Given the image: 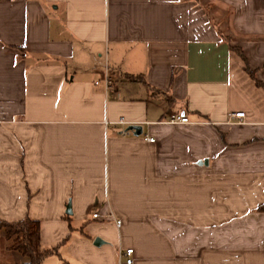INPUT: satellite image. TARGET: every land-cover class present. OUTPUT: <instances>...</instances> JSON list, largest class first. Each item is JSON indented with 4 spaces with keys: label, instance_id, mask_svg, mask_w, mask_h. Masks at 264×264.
<instances>
[{
    "label": "crops",
    "instance_id": "crops-1",
    "mask_svg": "<svg viewBox=\"0 0 264 264\" xmlns=\"http://www.w3.org/2000/svg\"><path fill=\"white\" fill-rule=\"evenodd\" d=\"M204 1L0 0V222L38 264H264V0Z\"/></svg>",
    "mask_w": 264,
    "mask_h": 264
},
{
    "label": "trees",
    "instance_id": "trees-1",
    "mask_svg": "<svg viewBox=\"0 0 264 264\" xmlns=\"http://www.w3.org/2000/svg\"><path fill=\"white\" fill-rule=\"evenodd\" d=\"M242 60V55L237 49H232ZM257 211H264V204L257 207ZM3 239L8 242L6 249L15 251L26 262L21 264H38L43 258L55 254L56 247L40 248L38 244V224L36 221L23 219L18 222H0Z\"/></svg>",
    "mask_w": 264,
    "mask_h": 264
},
{
    "label": "built area",
    "instance_id": "built-area-1",
    "mask_svg": "<svg viewBox=\"0 0 264 264\" xmlns=\"http://www.w3.org/2000/svg\"><path fill=\"white\" fill-rule=\"evenodd\" d=\"M103 83L104 85H108L110 83V79L106 78L105 76H103ZM228 119L229 120H233L236 123H241V120L243 118V113L242 112H234L231 114H228ZM167 122L170 124H188V120L186 117V114L184 111H179L176 115L174 114H170L168 116ZM119 124H121V122H118ZM128 133L127 130H120L119 131V135L123 136L126 135ZM144 140L146 142H152L151 138H144ZM91 217H95V214H92ZM115 226H118V221H115ZM132 257H131V249L130 248H126L121 250L120 252H118L117 254V258H116V264H132Z\"/></svg>",
    "mask_w": 264,
    "mask_h": 264
},
{
    "label": "rangeland",
    "instance_id": "rangeland-1",
    "mask_svg": "<svg viewBox=\"0 0 264 264\" xmlns=\"http://www.w3.org/2000/svg\"><path fill=\"white\" fill-rule=\"evenodd\" d=\"M200 2H201L203 5H206V2H205L204 0H200ZM222 14H223V13H222ZM222 14H221V16H222ZM210 16H211V17L215 16V13L210 14ZM224 17H225L224 20H226V19H227V16H224V14H223L222 18H224ZM2 233H3V231H2ZM3 244H4L3 241L0 240V248L3 246ZM5 245L7 246V245H8V242H5Z\"/></svg>",
    "mask_w": 264,
    "mask_h": 264
},
{
    "label": "water",
    "instance_id": "water-1",
    "mask_svg": "<svg viewBox=\"0 0 264 264\" xmlns=\"http://www.w3.org/2000/svg\"><path fill=\"white\" fill-rule=\"evenodd\" d=\"M128 131H132L133 134H137L138 133V128L136 126H129L127 128ZM93 245H97V240L93 241Z\"/></svg>",
    "mask_w": 264,
    "mask_h": 264
}]
</instances>
